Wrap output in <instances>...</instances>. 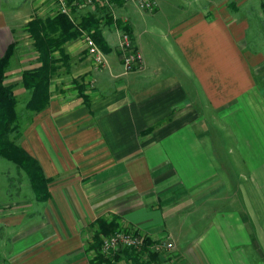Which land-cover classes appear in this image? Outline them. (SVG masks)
Returning <instances> with one entry per match:
<instances>
[{
    "label": "crops",
    "instance_id": "crops-1",
    "mask_svg": "<svg viewBox=\"0 0 264 264\" xmlns=\"http://www.w3.org/2000/svg\"><path fill=\"white\" fill-rule=\"evenodd\" d=\"M157 3L154 12L125 0L73 10L77 21L99 7L112 17L102 27L106 51L97 46L104 64L89 54L87 33L55 52L50 105L25 118L18 141L49 179V198L39 200L28 174L0 158V171L15 174L0 175V264H92L98 219L154 242L170 237L180 262L152 264H255L264 233V104L249 63L222 17L175 18L171 3ZM17 10L0 11V38H10L0 58L14 43L8 13ZM129 32L142 56L132 72L119 49ZM37 58L24 71L39 67ZM22 88L21 112L32 98Z\"/></svg>",
    "mask_w": 264,
    "mask_h": 264
},
{
    "label": "trees",
    "instance_id": "trees-1",
    "mask_svg": "<svg viewBox=\"0 0 264 264\" xmlns=\"http://www.w3.org/2000/svg\"><path fill=\"white\" fill-rule=\"evenodd\" d=\"M110 1L119 3L124 0ZM68 4L74 12L73 10L81 4V0H68ZM104 9L99 7L96 12L87 13L80 21L58 11L54 16L36 17L27 24L26 32L38 54L39 67L23 72L22 85L31 93L32 98L22 112L15 91L16 85L7 82L17 44L11 43L4 56L0 58V158L15 163L28 174L41 201L49 198L50 181L38 160L18 144L26 124L25 118L34 117L50 105V83L59 71L57 67L59 61L54 57L55 52L63 50L66 44L80 39L84 33L91 36L100 49L106 51L107 44L102 27L112 17L107 13L100 15ZM120 26L124 28L123 22ZM127 34L131 36L130 32ZM83 99L88 102L87 97L83 96ZM92 227L96 229L90 244V251L95 254V262L92 264H152L158 260L159 254L152 251L156 242L149 237L143 240L139 248H128L110 256L104 255L101 252L103 239L116 234L121 228L115 222L109 223L104 219H98ZM147 255L149 257H146ZM145 257L149 261L145 260Z\"/></svg>",
    "mask_w": 264,
    "mask_h": 264
},
{
    "label": "rangeland",
    "instance_id": "rangeland-1",
    "mask_svg": "<svg viewBox=\"0 0 264 264\" xmlns=\"http://www.w3.org/2000/svg\"><path fill=\"white\" fill-rule=\"evenodd\" d=\"M43 0H9L4 2L0 0V11L10 10L16 7L17 10L14 14L8 13V17L14 16L13 25L16 26L14 30V42L17 44L16 55L12 62V68L9 72L7 82L16 85V92L19 95L20 103L23 105L28 99L26 91L21 85V75L25 69L29 66H33L36 57V51L32 46V42L29 39L26 27L27 21L30 18H45L46 16L54 15L60 8L57 1L52 0L49 8L44 5L40 7V3ZM156 1V0H155ZM158 1V0H157ZM156 1V2H157ZM171 3L174 7L172 15L175 18H187L198 12L208 16H219L229 25H234V29L237 32V39L240 40V49L242 54L249 63L250 71L253 74L256 82L257 90L256 95L259 99L260 106L264 104V0H165ZM6 3H10L8 6ZM48 3V2H46ZM4 6V7H3ZM38 6V7H37ZM5 8V9H4ZM90 7H83L81 9H88ZM108 8V9H107ZM106 9L110 12L112 9L107 7ZM22 9V10H21ZM57 9V10H55ZM158 9V3H157ZM155 9L154 11H156ZM26 10V11H23ZM56 11V12H55ZM153 11V12H154ZM10 38H0V42L3 45L9 41ZM75 63V60L72 64ZM65 75V74H64ZM67 77V76H65ZM263 104H262V103ZM22 107V106H21ZM5 161V160H3ZM7 179L14 173L7 174ZM12 175V176H13ZM22 177V176H21ZM8 181V180H7ZM18 178L10 179L9 185L16 189ZM10 192V191H9ZM8 196V195H7ZM9 200V197H6ZM120 230L130 232L136 229L129 228L127 226L121 227ZM139 232L143 239L148 237L145 233ZM1 232V231H0ZM257 248L256 253L254 252L252 259L255 264H264V233H257ZM153 252L159 254V257L164 259L170 258L176 262H180V253L177 254V249L170 237H164L162 240H158L156 245L152 248ZM88 260H91L92 254H87ZM146 257H149L148 255ZM251 259V260H252ZM172 261V260H171ZM157 264H162L157 263Z\"/></svg>",
    "mask_w": 264,
    "mask_h": 264
},
{
    "label": "built area",
    "instance_id": "built-area-1",
    "mask_svg": "<svg viewBox=\"0 0 264 264\" xmlns=\"http://www.w3.org/2000/svg\"><path fill=\"white\" fill-rule=\"evenodd\" d=\"M59 3L60 11L63 14L72 16V7L69 6L68 0H55ZM110 0H81L79 7H92L97 2H109ZM134 1L138 6L148 12H153L157 9V2L155 0H125ZM85 43L87 45V50L89 54L94 58L97 66L103 65L104 60L102 58V53L94 43L93 39L86 35ZM122 52V60L124 69L126 72H132L140 68L142 63V56L136 49L131 36L124 33L121 38V43L119 47ZM143 238L139 232L133 230L130 232L125 230H119L116 234L112 236L105 237L102 243V254L110 256L113 253H119L120 251L128 248H139L143 242Z\"/></svg>",
    "mask_w": 264,
    "mask_h": 264
}]
</instances>
